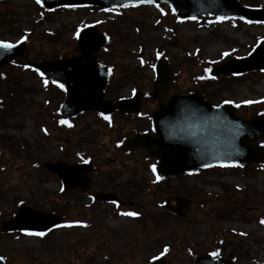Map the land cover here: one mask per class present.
<instances>
[{
    "label": "rangeland",
    "instance_id": "374dc122",
    "mask_svg": "<svg viewBox=\"0 0 264 264\" xmlns=\"http://www.w3.org/2000/svg\"><path fill=\"white\" fill-rule=\"evenodd\" d=\"M242 1L264 8V0ZM211 21L177 22L166 6L155 11L142 8L109 12L91 8L47 12L34 0H9L0 3V40L18 42L27 37L29 56L34 61L67 58L75 55L81 30L88 23H94L110 38L109 53L101 58L117 69L112 84L116 91L111 96L125 95L133 85L151 92L155 72L148 62L162 54L174 64L173 94L206 92L216 98L213 101L227 99L240 105L242 116L264 110V74L252 73L239 79L221 78L214 82L206 78L209 69L225 52L249 54L264 35V29L245 28L243 35L231 26L220 28ZM139 55L146 61L139 60ZM4 73L3 79L0 76V86L7 96V104L0 111V126L3 122L0 135L5 137H0L8 139L4 142L6 147L1 146L5 148L4 153L12 154V160L24 155L26 149L36 155V162L55 158L74 164L79 161L76 156L82 159L92 154L104 163V170L110 161L118 173L126 178L130 176L134 168L125 160L127 168L120 164L121 153L115 150L112 136L106 135L104 128L98 129L97 124L104 123L89 114L78 118V132L55 131L52 121L63 97L57 96L54 87L30 70L7 68ZM118 129L119 125L115 131ZM45 138L46 143L42 142ZM40 144L45 146V152L40 150ZM136 171L143 177L141 198H131L136 202L138 215L120 218L92 212L94 208H89L87 201H81L76 193L61 195L53 179L44 180L40 170L37 175L31 171L25 175L14 171L7 185L9 195H29L36 202H42L43 211H56L66 221L43 237L0 233V254L12 264H151L159 257H165L168 264H192V254L203 253L213 245L210 236L207 243H202L201 234L206 232H201L202 208L198 204L205 198L203 190L221 192L223 184H236L247 189L230 192L215 202V209L245 205L252 211L247 221L236 219L222 223L224 250L235 253L238 264H264V224L261 223L264 168H225L193 177L177 176L173 181L174 195L195 201L197 215L189 221L161 212L158 207L165 200L166 189L163 185L156 187L146 167L140 166ZM125 212L130 210L122 213ZM204 227L212 232V224Z\"/></svg>",
    "mask_w": 264,
    "mask_h": 264
},
{
    "label": "water",
    "instance_id": "95a60500",
    "mask_svg": "<svg viewBox=\"0 0 264 264\" xmlns=\"http://www.w3.org/2000/svg\"><path fill=\"white\" fill-rule=\"evenodd\" d=\"M158 3H168L181 19L220 17L264 22V9L246 8L238 0H152L151 3L146 0H41L40 4L49 10L60 6L84 5L116 9L124 5ZM106 42L107 38L95 27H88L79 37V57L53 64L29 65L47 75L54 83L62 85L67 91L66 102L61 110L65 118L87 111H99L106 115L117 109H126L129 101L112 104L103 99L110 73L96 60L95 53ZM25 48L24 41L8 50L0 48V68L22 56ZM56 71H63L65 74L58 76ZM253 71H264V41L248 57L216 68L212 75H240ZM156 76L154 98L167 93L172 85V71L166 60L157 64ZM139 101L134 103V111L139 109ZM234 111L235 108L227 104H210L198 93L176 96L168 104H161L159 110L153 114L152 129L156 137L140 135L127 142L126 146L137 144L158 159L159 165L155 171L161 178L192 174L216 165L264 163V147L255 145L264 135V114L251 121H244ZM48 169L62 177L68 185L67 189L84 186L79 175L81 172L86 173L84 166L71 167L62 163L48 165ZM175 200L180 208L187 207L190 203L181 198ZM60 221V217L55 215L23 210L15 221L6 223L1 228L42 232ZM0 264L9 263L0 257ZM155 264L166 262L163 260ZM196 264L233 263L207 257L199 258Z\"/></svg>",
    "mask_w": 264,
    "mask_h": 264
},
{
    "label": "flooded vegetation",
    "instance_id": "af4514ba",
    "mask_svg": "<svg viewBox=\"0 0 264 264\" xmlns=\"http://www.w3.org/2000/svg\"><path fill=\"white\" fill-rule=\"evenodd\" d=\"M78 53V52H77ZM102 50L97 54L100 58L102 56ZM27 52L23 59H16L10 66L4 68L0 71V76L3 79V74L5 75V69L10 68L13 69H22L24 70L26 63L28 62V56ZM104 65L107 66V61H103L104 59H99ZM224 63V62H222ZM24 66V67H22ZM108 67V66H107ZM231 78V77H230ZM5 81V80H4ZM113 82H109V85L106 87V98L112 102H116L118 100L123 99H134V97L139 96L141 94V109L136 112L133 111L134 107L128 106L126 111H116L110 115H107L108 119H104L105 116L99 114V113H92V115L98 120L99 123H104V125L97 124L98 129H103L106 135L109 137L112 136L113 139V146L115 150L120 151L121 153V160L120 164H122L125 168L128 167V165L125 163H129L134 170L130 171V176L125 177L122 173H118L111 165L110 161L108 162V169L104 170L103 165L104 163L100 160H96L92 157V154L84 155L82 156V159L78 158L79 156H76V159H79L78 163H86L90 165L89 173H88V185L87 188L80 189L77 188L72 192L69 193H76L80 197V200H86L89 204V208H94L92 212L97 211L103 214H108L111 217H120L123 210H130V212L136 213V202L131 199L132 197L140 196L142 195V180L143 177L139 175L140 172H137L136 169L141 167L149 168V165L152 168L154 167L153 164H156L158 162L156 159L149 156V154L138 147L137 144L135 146L131 144L129 147L124 145V142L127 140L133 139L136 136L139 135H150L153 136V133L151 131V120L152 115L154 111L158 108L160 102H167L172 96L175 94L172 93L173 89H171L165 96L158 97V99H153L151 93L148 91H145L141 88L137 89L133 85L130 87V90L125 95H121L119 97L111 96L110 93H113L116 91L115 87L112 86ZM56 87V86H55ZM1 91V86H0ZM57 96H62L65 98V92L61 88H55ZM141 92V93H139ZM60 94V95H59ZM182 94V93H180ZM1 95V94H0ZM62 103V98L60 97L59 104ZM238 114H239V108H238ZM59 114V110H58ZM57 113L55 114V118H53V125L55 128V131L59 132H65L66 134L76 133L78 132V118H72L69 123V127H63L61 121L62 117ZM89 115V114H84ZM243 117H247V115H243ZM120 127V129L116 130V127ZM56 137V136H55ZM6 140L4 138H0V146L1 144L4 146V142ZM46 143V138L44 141ZM40 150L43 149L45 152V146L43 144H40ZM55 146V143H54ZM6 147V146H4ZM25 149V148H24ZM24 155H18L15 157L14 160H12V154H6L4 152L5 148L1 146L0 148V223L6 222L11 220L15 217L18 210H20L23 207L35 209L38 211H43V205L42 202H36L35 198H31L29 195L24 197V195L21 194H15L9 195L7 185L10 183V178L13 176L14 171H16L19 174H26L34 173L37 175V170H40L42 174L45 175V179L52 178L55 184V187H57V190L61 192V195H64L66 193L62 192L63 184L62 180L52 174L51 172H48L44 164H46L47 161L56 163L59 160L52 158V160H44L43 162H36V155H31L29 151L27 152V149L25 150ZM11 156V157H10ZM125 160V161H124ZM112 162V161H111ZM114 162H117V160H114ZM113 162V163H114ZM119 169V168H118ZM120 170V169H119ZM105 171V172H101ZM147 171H149L147 169ZM102 173V174H101ZM151 173V171H150ZM149 173V175H150ZM204 173V172H203ZM4 177V179H3ZM156 179V178H154ZM157 181V180H156ZM174 178L169 179H163L160 182V185H163L164 188L167 191V194L165 196V200H163V203L159 204V210L161 212L167 213L171 216V218H176L172 213L165 209L164 204L165 201L169 198L174 197V186H173ZM147 187V185H146ZM223 190L221 192H207L206 189L203 190L205 198L201 200L200 204H198L202 208V214L201 215V232H206L202 235V243H207L208 237H211V241L213 245L203 253H199L196 256H205L208 254L216 253L215 257H219L223 255L222 249L224 245L222 244V241L225 240L221 237L220 231L223 229L221 227L223 222H233V220L241 219L243 221L248 220V213L252 211V208L250 206L242 205L240 207L236 206H227L226 208L222 207V209H215L216 203L219 200H223L230 192L234 190L247 189V187H241L239 185L234 186H228L227 184H223ZM169 192V193H168ZM100 194L109 195V200H101L102 198ZM159 198V197H156ZM116 202V203H115ZM171 204L174 206L175 203L171 200ZM195 207L192 209V213L189 216V218L186 221L193 220V218L197 215ZM16 210V212H14ZM243 210V211H242ZM113 218V220L115 219ZM212 224L213 229L210 233V230H206V227L204 226H210ZM224 232V231H223ZM4 234H12L9 232H2ZM10 236V235H9ZM226 241V240H225ZM194 256V258L196 257ZM214 256V255H213Z\"/></svg>",
    "mask_w": 264,
    "mask_h": 264
},
{
    "label": "snow or ice",
    "instance_id": "6c2138e0",
    "mask_svg": "<svg viewBox=\"0 0 264 264\" xmlns=\"http://www.w3.org/2000/svg\"><path fill=\"white\" fill-rule=\"evenodd\" d=\"M146 2L148 3H151L152 0H146ZM36 3L37 4H40L41 3V0H36ZM128 5H124V7H127ZM111 9H105V11H110ZM14 45L10 44V43H5V42H0V48L2 49H5V50H8V49H11L13 48ZM223 55L227 56L228 53L225 52ZM205 71H208L207 69ZM45 83H47V81H45ZM246 103H252L251 101H248ZM104 119H108L107 116L104 117ZM61 123L63 124H67V121H61ZM70 126V125H69ZM154 170V169H153ZM159 179V177H158ZM121 215H124V216H129V217H135L138 215V213H135V212H125V213H121ZM261 223L264 224V220H261ZM26 235H29V236H38V237H43L45 235L44 232H26L25 233ZM212 255H216V253H213Z\"/></svg>",
    "mask_w": 264,
    "mask_h": 264
}]
</instances>
